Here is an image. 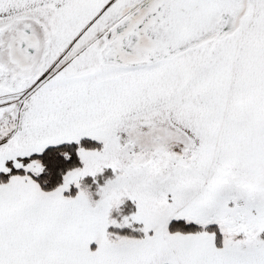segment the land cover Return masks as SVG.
Here are the masks:
<instances>
[{"label":"snow or ice","instance_id":"6c2138e0","mask_svg":"<svg viewBox=\"0 0 264 264\" xmlns=\"http://www.w3.org/2000/svg\"><path fill=\"white\" fill-rule=\"evenodd\" d=\"M0 264H264V0H0Z\"/></svg>","mask_w":264,"mask_h":264}]
</instances>
